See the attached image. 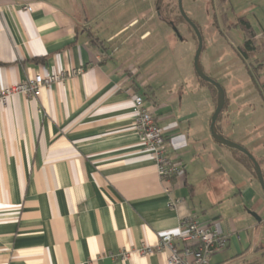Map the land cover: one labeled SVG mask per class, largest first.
I'll return each instance as SVG.
<instances>
[{"label": "crops", "instance_id": "0c3cea01", "mask_svg": "<svg viewBox=\"0 0 264 264\" xmlns=\"http://www.w3.org/2000/svg\"><path fill=\"white\" fill-rule=\"evenodd\" d=\"M160 1L0 0V90L67 74L37 97L0 103V264H167L160 237L186 217L227 236L210 264H260L249 252L264 255V191L242 154L214 141V91L177 55ZM219 2L220 25L243 31L230 44L262 101L226 95L217 127L264 174V0ZM134 94L165 129L177 178L160 177L134 130Z\"/></svg>", "mask_w": 264, "mask_h": 264}, {"label": "built area", "instance_id": "2783aa9c", "mask_svg": "<svg viewBox=\"0 0 264 264\" xmlns=\"http://www.w3.org/2000/svg\"><path fill=\"white\" fill-rule=\"evenodd\" d=\"M23 9L32 11L30 4ZM67 78L64 72L56 74L38 73L28 81L5 87L0 90V103H5L13 95L21 93L28 97H37L44 87ZM134 112V130L138 133L144 149L156 163L162 179L177 178L183 173V166L169 150L165 129L158 123L146 105L143 95L132 97ZM169 191L170 188H167ZM179 199L171 200L177 205ZM227 247V236L219 223L207 224L192 217L182 219L175 233H166L160 237L159 250L168 249L167 264H210L211 257ZM149 253L152 249H147Z\"/></svg>", "mask_w": 264, "mask_h": 264}, {"label": "rangeland", "instance_id": "374dc122", "mask_svg": "<svg viewBox=\"0 0 264 264\" xmlns=\"http://www.w3.org/2000/svg\"><path fill=\"white\" fill-rule=\"evenodd\" d=\"M182 4L186 15L197 25L202 36L204 49L202 50L200 61L205 73L221 85L227 86L229 81H236L242 85L238 92L227 91L229 86L226 87V95L229 101L235 100L236 95H238L240 97L243 96L245 101L261 102L260 93L254 85H251V80L249 82L247 78L244 61L234 54L235 52L230 44V42H240L243 37V31L239 27L226 31L220 25L223 19V9L219 0H183ZM160 5L162 6L163 17L167 20H173L177 25L180 34V37L176 34L180 43L176 49L177 55L183 56L187 54L189 63L194 67V57L198 46V39L194 29L181 16L178 0H161ZM222 31H225L226 37L222 35ZM208 56L212 59L211 67H208L205 61ZM250 60L252 61L251 58L247 59L246 63L248 64ZM225 68L226 70H224ZM248 68L250 66H247ZM252 110H255V108L253 107ZM242 122L250 124L251 120L245 119ZM227 134L229 135L230 132ZM260 229L258 236L261 238L264 237V224ZM253 255V252H249V257L259 258L260 264H264L263 254Z\"/></svg>", "mask_w": 264, "mask_h": 264}, {"label": "water", "instance_id": "95a60500", "mask_svg": "<svg viewBox=\"0 0 264 264\" xmlns=\"http://www.w3.org/2000/svg\"><path fill=\"white\" fill-rule=\"evenodd\" d=\"M182 1L183 0H178V7L180 10V14L186 20V22L194 29L195 34H196L197 39H198V46H197V49L195 52V57H194L195 71H196L197 75L199 76V78H201L202 80L212 84L217 90L216 108H215L214 113L212 115L211 124H210V131H211L212 137H213L214 141L217 142L218 144L225 145L229 148L238 150L239 152H242L249 157V159L253 163V169L255 171V174H256V176L260 182V185L264 191V174H263L262 167H261L260 163L258 162V160L251 154V152L246 147H244L243 145H241L237 142H234V141L228 139L223 133H221L219 131V129L217 127L218 117L221 114V112L223 111L224 106H225L226 93H225L223 86L218 81H216L215 79L210 77L208 74H206L202 65H201L200 56H201V53L203 50L202 36L200 34V31H199L197 25L186 15L184 8H183ZM173 29H174L175 33L180 37V34H179L177 27L174 26ZM258 219H260V217H258Z\"/></svg>", "mask_w": 264, "mask_h": 264}, {"label": "trees", "instance_id": "16d2710c", "mask_svg": "<svg viewBox=\"0 0 264 264\" xmlns=\"http://www.w3.org/2000/svg\"><path fill=\"white\" fill-rule=\"evenodd\" d=\"M221 1H225V0H221ZM182 16V15H181ZM164 19H166V18H164ZM167 20V19H166ZM167 21H170V23L172 24V26L174 27H177V25L175 24V22L173 21V20H167ZM238 23L240 24V25H242L243 26V28H244V30H246V31H250V29H251V27H250V23L248 22V21H246L245 19H243V18H240L239 20H238ZM203 49H204V47H203ZM254 50V47H253V45H252V41L250 40V39H248V40H246L245 42H244V47L241 49V52H242V54H243V56L244 57H248V55H249V53L250 52H252ZM198 78H199V76H198ZM200 79V81L202 82V83H204V84H206V85H208V86H210L212 89H213V91H214V96H215V100H216V102H217V90H216V88L212 85V84H210V83H208V82H206V81H204V80H202L201 78H199ZM221 115V114H220ZM220 115H219V117H220ZM219 117H218V119H219ZM218 122V121H217ZM220 131V130H219ZM235 150V149H234ZM236 152H238V153H240V154H242V156L249 162V164L251 163V167H252V170H253V172H254V174H255V171H254V169H253V163H252V161L249 159V157L247 156V155H245L244 153H242V152H239L238 150H235ZM256 175V174H255Z\"/></svg>", "mask_w": 264, "mask_h": 264}]
</instances>
